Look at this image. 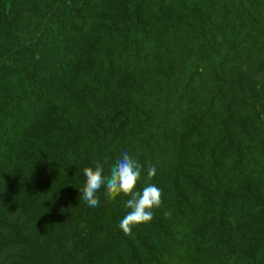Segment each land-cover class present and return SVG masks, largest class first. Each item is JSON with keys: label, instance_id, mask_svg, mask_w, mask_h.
I'll return each instance as SVG.
<instances>
[{"label": "trees", "instance_id": "16d2710c", "mask_svg": "<svg viewBox=\"0 0 264 264\" xmlns=\"http://www.w3.org/2000/svg\"><path fill=\"white\" fill-rule=\"evenodd\" d=\"M0 56V264H264V0H0ZM125 151L130 235L80 198Z\"/></svg>", "mask_w": 264, "mask_h": 264}, {"label": "clouds", "instance_id": "9594fccd", "mask_svg": "<svg viewBox=\"0 0 264 264\" xmlns=\"http://www.w3.org/2000/svg\"><path fill=\"white\" fill-rule=\"evenodd\" d=\"M143 171L140 162L127 151L110 165L107 175L104 174V165L96 162L94 168L86 167L83 170L86 182L80 190V198L88 207L95 208L99 206L102 192L112 200L121 195L130 197L125 203L129 211L119 223L123 233L130 235L133 227L150 222L153 219L152 210L162 203V190L155 184L147 183L142 190H137ZM155 175V166L149 165L147 179L151 180Z\"/></svg>", "mask_w": 264, "mask_h": 264}, {"label": "rangeland", "instance_id": "374dc122", "mask_svg": "<svg viewBox=\"0 0 264 264\" xmlns=\"http://www.w3.org/2000/svg\"><path fill=\"white\" fill-rule=\"evenodd\" d=\"M57 1V0H56ZM59 4V3H58ZM20 6H16L15 8V17L18 20V22L25 20V21H29L32 20L33 25L35 26V31L33 32L32 36L29 37L27 34L29 33V31H27L25 39L27 41H31V42H36L38 40H42L45 39L42 37V33H44V30L42 28L41 23V17L38 14V11H26L27 9H29V7L26 9L25 7L22 6L21 9L17 8ZM58 5L55 3L52 7L49 6L48 9H50V11H58ZM3 58L2 56H0V59ZM8 74V71H5L3 68H0V81Z\"/></svg>", "mask_w": 264, "mask_h": 264}]
</instances>
